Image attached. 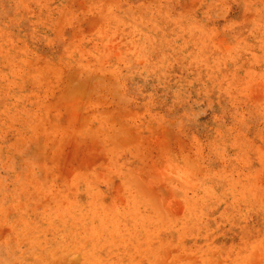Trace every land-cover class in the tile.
<instances>
[{
	"label": "rangeland",
	"instance_id": "obj_1",
	"mask_svg": "<svg viewBox=\"0 0 264 264\" xmlns=\"http://www.w3.org/2000/svg\"><path fill=\"white\" fill-rule=\"evenodd\" d=\"M0 264H264V0H0Z\"/></svg>",
	"mask_w": 264,
	"mask_h": 264
}]
</instances>
